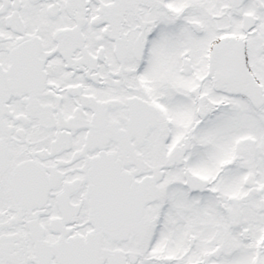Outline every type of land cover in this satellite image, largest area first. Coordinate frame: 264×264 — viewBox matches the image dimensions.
<instances>
[{
    "label": "snow or ice",
    "instance_id": "obj_1",
    "mask_svg": "<svg viewBox=\"0 0 264 264\" xmlns=\"http://www.w3.org/2000/svg\"><path fill=\"white\" fill-rule=\"evenodd\" d=\"M0 264H264V0H0Z\"/></svg>",
    "mask_w": 264,
    "mask_h": 264
}]
</instances>
